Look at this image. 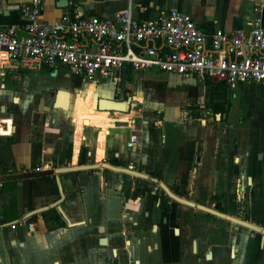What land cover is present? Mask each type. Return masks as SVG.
<instances>
[{"label": "crops", "instance_id": "crops-1", "mask_svg": "<svg viewBox=\"0 0 264 264\" xmlns=\"http://www.w3.org/2000/svg\"><path fill=\"white\" fill-rule=\"evenodd\" d=\"M29 1L0 0V28H21L20 8ZM56 2L39 0V20L53 22L64 13L107 16L129 5L136 18L154 17L169 8L182 11L207 35L215 28L228 32L246 27L255 16L264 25V0ZM10 67L7 72L17 74L20 83L4 87L2 93L5 106L11 103L14 110L0 105L6 119L0 123V264H110L108 251L113 247L122 253L118 264H130L123 240L145 235L142 249L158 238L141 231L150 226L162 229L167 259L163 219L178 218L179 231L176 224L170 226L188 239L185 230L192 224L179 220L184 213L192 214L195 229L208 234L205 246L195 242L210 259L204 260L199 252L196 264H264V84L244 82L229 90L198 75L130 66L91 81L64 67L10 65L0 67V75ZM59 68L66 79L57 84L44 80L45 72L54 74ZM41 69L43 73L35 71ZM212 89V116L192 117L190 106ZM48 92L54 95L52 101ZM70 96L76 97L73 112L61 119ZM39 114L49 117L38 120ZM128 123L138 134L134 169L128 166L125 147ZM88 163L98 167L77 171L74 179L65 172L57 174L63 199L51 207L59 198L54 173L43 172ZM34 165L42 169L33 171ZM119 169L140 176L130 177ZM163 197L171 200L168 209L160 207ZM199 206L251 223L258 231L234 228ZM66 224L68 231L55 242V231ZM99 226L108 241L105 247L95 244ZM156 253L144 258L154 260Z\"/></svg>", "mask_w": 264, "mask_h": 264}, {"label": "built area", "instance_id": "built-area-1", "mask_svg": "<svg viewBox=\"0 0 264 264\" xmlns=\"http://www.w3.org/2000/svg\"><path fill=\"white\" fill-rule=\"evenodd\" d=\"M39 12V0H30L20 8L21 28H0L1 68L64 67L91 81L130 66L198 75L229 90L244 82L264 84V25L258 16L246 27L215 28L207 35L188 14L172 8L136 18L128 5L107 16L64 13L53 22L39 20ZM128 129L125 147L134 169L138 134L132 123Z\"/></svg>", "mask_w": 264, "mask_h": 264}, {"label": "flooded vegetation", "instance_id": "flooded-vegetation-1", "mask_svg": "<svg viewBox=\"0 0 264 264\" xmlns=\"http://www.w3.org/2000/svg\"><path fill=\"white\" fill-rule=\"evenodd\" d=\"M160 207L164 208V209H168L170 206V199L163 197L161 200ZM195 209L194 205L191 208V210ZM194 213V212H191ZM178 219V218H177ZM194 217L192 216V214H188V213H184L181 215L180 217V221L182 222V224H186L191 223L192 226L190 227V229H195V226L193 225V220ZM171 223H175V217L172 220H168L167 215L164 217L163 219V224L166 225V229H164V233L166 236V246H167V259H165L163 257V252H162V229H151L148 227V229H141V231H146V233L148 235H153L155 234L158 238L155 241H152L149 245L144 246L142 249L140 247L141 245V240L145 239V235L139 234L136 237H132L133 239H127L126 243L123 240V245L124 247H129L127 250H125L127 252V256H128V261H130V264H196V262L199 260V256H195L196 254H198L200 251L198 250V244L192 240L189 241L188 243V250L186 252V250L183 249V245H184V241H182L184 239V237L182 236L181 231L179 233H174V227L170 226ZM179 224L177 223V227H175L178 231H179ZM68 231V229L65 230H61V229H57L54 233V241H58L59 238ZM97 232L98 229H96ZM104 229H102L100 236H98L95 239V244L98 247H105L108 245V241L106 239L105 236L102 235ZM164 235V234H163ZM132 236V235H131ZM176 236L175 241H172L171 237ZM100 238H104V242H102L100 240ZM113 249V251H112ZM157 250V256H155L156 259L154 260H149L147 257L144 258V256L146 254H148L149 252H153ZM186 253H188L189 255L191 254L192 257L191 258H185ZM122 253H117L116 248H110L108 251V257L107 260L109 261L110 264H118V260L117 257L120 256L121 257ZM124 255V253H123ZM201 257L204 260H208L210 259V257H205L203 254L201 255ZM122 258V257H121Z\"/></svg>", "mask_w": 264, "mask_h": 264}, {"label": "rangeland", "instance_id": "rangeland-1", "mask_svg": "<svg viewBox=\"0 0 264 264\" xmlns=\"http://www.w3.org/2000/svg\"><path fill=\"white\" fill-rule=\"evenodd\" d=\"M11 70H12V68L10 67L5 72L2 71L1 75H0V105H1V103H3L4 107H5V110H14L13 109L14 106L11 103H10L9 106H7V105H6L7 107L5 106V102H4V99H3L4 96L2 95V93L4 91V87L5 88L8 87V86L11 87L14 84L20 83L19 76L17 74H11V73L7 72V71H11ZM35 71L43 73L42 69L41 70H35ZM45 73H46V75L44 77V80L49 81L51 83L53 82L54 84L59 83V81H61L62 79H66V77H64L62 68L57 69L56 73H54V74L51 71H48V72H45ZM68 79L75 81V83H77L79 85L81 84V82H79V83L77 82L78 79L75 76L69 75ZM213 92H216V90H214V89L210 90L211 94L209 93V95L208 94L205 95L203 101L196 102V103H194L193 105L190 106V110L189 111H190L192 117H196V118L204 117L205 118V116H212V113L215 111L214 110L215 108L213 106V101H212V98L214 96L212 94ZM36 94H38V93H36ZM48 95H49L48 99L52 101V98L54 97L53 93L51 94L50 92H48ZM68 97H69V95H68ZM123 98H124V96L122 98H118V100L120 99V102H123L124 101ZM68 99H69V104H68L69 107H67L65 110H62L63 113L59 114V117L61 119H65L67 116L69 117L72 114V112H73V109H72L73 108V101L76 99V97H72L71 98V96H70V98H68ZM224 103H225V105L229 104L228 97L226 95L224 97ZM88 104H89V106L91 105V103H88ZM70 106H71V108H70ZM43 115L44 114H39L38 120H42V119H45V118L49 117V116H47V114H45L44 116ZM5 121H6V119L4 118V116L0 115V123L4 124ZM176 222H177V219H175V223H174V224L177 225ZM178 228L180 229L181 227H178ZM201 230L202 229H200V230H198V229H187V231L185 230V234L187 236H189L188 239L184 238L182 240V241H184L183 249L186 250V252L188 250V243H189L190 240H192V241L197 240L198 243L202 244V246H205L206 241L208 240V236H207L208 234H207L206 231L204 232V231H201ZM161 232H162V230H161ZM202 236L204 238L200 239ZM205 250L206 249H203L200 253L203 254V252ZM220 252L221 251L218 250V249H215V250L213 249V253L215 255L222 257L223 255ZM200 253L196 254L195 256H200ZM191 257H192L191 254L189 255L188 253H186V259L187 258H191Z\"/></svg>", "mask_w": 264, "mask_h": 264}, {"label": "water", "instance_id": "water-1", "mask_svg": "<svg viewBox=\"0 0 264 264\" xmlns=\"http://www.w3.org/2000/svg\"><path fill=\"white\" fill-rule=\"evenodd\" d=\"M66 2H67V0H57L56 5H58L59 3L66 4ZM12 101H16V97H13ZM48 109H49L48 107H45V109H43V111H48ZM0 111H4V107L3 106L0 107ZM216 115H218V114H216ZM97 167H98L97 163H88V164L56 167V168H54L52 170L44 171L43 174H45V175L50 174V173H54V181H55V184H56V187H57V191H58V195H59V198L57 200H55L50 206L51 207L52 206H56L63 199V192H62V189H61V186H60V182H59V179H58V176H57L58 173H64L65 172V173H67V177L68 178H73L74 179L75 173L77 171L87 170V169H92V168H97ZM119 171L121 173H124L127 176H130V177H139L140 176V173H137L136 171H133V170L119 169ZM199 209H201L203 211H206L208 213H211V214H213L215 216H218L220 218H223V219L233 223L234 224V228H237V226L240 225V226H244V227H246L248 229H251L253 231H258V229H254L255 226L252 225L251 223L239 220L237 218H234L232 216L226 215V214L221 213V212H217L215 210L209 209V208L204 207V206H199ZM67 228H68V225L66 224L65 226H63L61 228V230L63 231L65 229H67ZM97 229H98L99 232H101L102 231V226H99ZM100 240L102 242H104V238H100Z\"/></svg>", "mask_w": 264, "mask_h": 264}, {"label": "trees", "instance_id": "trees-1", "mask_svg": "<svg viewBox=\"0 0 264 264\" xmlns=\"http://www.w3.org/2000/svg\"><path fill=\"white\" fill-rule=\"evenodd\" d=\"M41 68H45V67H41ZM219 84H220V83H219ZM222 85H223V84H222ZM224 97H225V94L222 95V98H223V99H224ZM56 217H57V215H56ZM58 219H60V218H59V215H58Z\"/></svg>", "mask_w": 264, "mask_h": 264}, {"label": "bare ground", "instance_id": "bare-ground-1", "mask_svg": "<svg viewBox=\"0 0 264 264\" xmlns=\"http://www.w3.org/2000/svg\"><path fill=\"white\" fill-rule=\"evenodd\" d=\"M73 119H75V121H76V118H73ZM83 124H87L86 122H83Z\"/></svg>", "mask_w": 264, "mask_h": 264}]
</instances>
